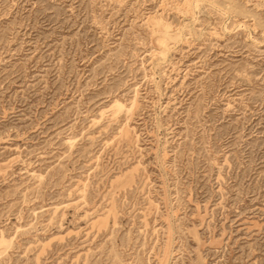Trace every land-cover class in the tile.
<instances>
[{"label":"rangeland","instance_id":"374dc122","mask_svg":"<svg viewBox=\"0 0 264 264\" xmlns=\"http://www.w3.org/2000/svg\"><path fill=\"white\" fill-rule=\"evenodd\" d=\"M0 264H264V0H0Z\"/></svg>","mask_w":264,"mask_h":264}]
</instances>
